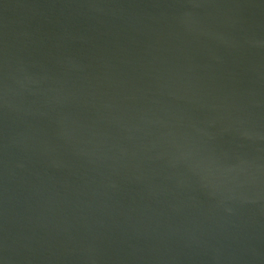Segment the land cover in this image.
<instances>
[{
    "label": "water",
    "instance_id": "obj_1",
    "mask_svg": "<svg viewBox=\"0 0 264 264\" xmlns=\"http://www.w3.org/2000/svg\"><path fill=\"white\" fill-rule=\"evenodd\" d=\"M0 264H264V0H0Z\"/></svg>",
    "mask_w": 264,
    "mask_h": 264
}]
</instances>
